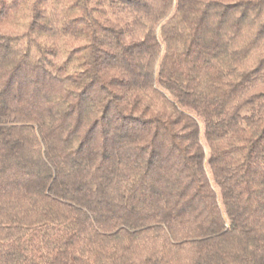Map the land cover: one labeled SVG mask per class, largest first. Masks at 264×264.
Segmentation results:
<instances>
[{
    "label": "trees",
    "instance_id": "obj_1",
    "mask_svg": "<svg viewBox=\"0 0 264 264\" xmlns=\"http://www.w3.org/2000/svg\"><path fill=\"white\" fill-rule=\"evenodd\" d=\"M0 264H264V0H0Z\"/></svg>",
    "mask_w": 264,
    "mask_h": 264
}]
</instances>
